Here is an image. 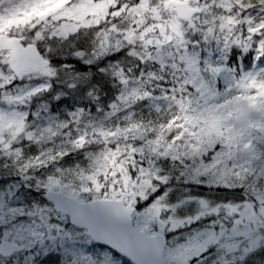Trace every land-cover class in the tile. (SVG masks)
<instances>
[{"label":"snow or ice","instance_id":"1","mask_svg":"<svg viewBox=\"0 0 264 264\" xmlns=\"http://www.w3.org/2000/svg\"><path fill=\"white\" fill-rule=\"evenodd\" d=\"M0 264H264V0H0Z\"/></svg>","mask_w":264,"mask_h":264}]
</instances>
